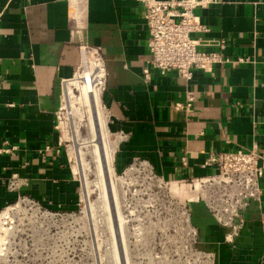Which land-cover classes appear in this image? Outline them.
Segmentation results:
<instances>
[{"label":"crops","instance_id":"crops-1","mask_svg":"<svg viewBox=\"0 0 264 264\" xmlns=\"http://www.w3.org/2000/svg\"><path fill=\"white\" fill-rule=\"evenodd\" d=\"M144 13L138 0H0V209L21 194L59 209L77 205L57 111L87 46L105 71L99 98L115 169L137 158L149 164L182 201L213 264H264V0H215L195 10L204 27L192 33L197 48L229 61L193 70L189 80L172 69L144 76ZM188 91L191 111L176 110ZM251 147L261 156V193L227 239L229 229L201 199L200 183L217 172L205 162Z\"/></svg>","mask_w":264,"mask_h":264},{"label":"rangeland","instance_id":"rangeland-1","mask_svg":"<svg viewBox=\"0 0 264 264\" xmlns=\"http://www.w3.org/2000/svg\"><path fill=\"white\" fill-rule=\"evenodd\" d=\"M84 64L59 93L60 130L78 184V203L59 209L16 195L0 209V264H213L182 201L149 164L137 158L115 169L102 104L112 173L109 178L99 174L90 107L78 79ZM110 180L113 195L106 200L104 184Z\"/></svg>","mask_w":264,"mask_h":264},{"label":"built area","instance_id":"built-area-1","mask_svg":"<svg viewBox=\"0 0 264 264\" xmlns=\"http://www.w3.org/2000/svg\"><path fill=\"white\" fill-rule=\"evenodd\" d=\"M138 1L145 8L149 32V58L142 69L146 78H149L150 69H157L162 74L172 69L180 77L189 80L193 70L208 72L213 65L229 61L218 53L199 50L198 40L192 37V33L204 30L195 10L205 8L215 0ZM81 49L82 53L83 49L90 48L83 46ZM90 51L102 65L99 83L102 89L105 76L102 59L96 49L91 48ZM68 81H64V84ZM193 99V93L188 91L184 101L175 103L174 108L189 112ZM60 109L61 107L57 111L59 122ZM260 158L257 149L251 147L220 151L215 155L211 154L205 162V165H214L217 172L200 183L201 199L218 223L229 229L227 239H231L241 229L244 209L261 193L260 178L263 169ZM181 161L185 163L186 157H182Z\"/></svg>","mask_w":264,"mask_h":264},{"label":"bare ground","instance_id":"bare-ground-1","mask_svg":"<svg viewBox=\"0 0 264 264\" xmlns=\"http://www.w3.org/2000/svg\"><path fill=\"white\" fill-rule=\"evenodd\" d=\"M82 62H85V64L82 65V67L85 68L86 71L84 72V74L79 76L78 79H80V83L82 84V88H81L82 95L84 96L86 101H88L90 107V113H91L90 129L92 130L95 136V139H93L92 141L96 143L94 153L97 156L99 174L101 176H104L106 174V176H108L109 178L110 174L112 173V166H111L112 153L108 150L103 140V137L105 135L104 121L102 119L103 117H101L99 114V107H101L100 98H99L101 88L99 86V83L101 82L100 78L102 76V65L100 61H98V58L92 53V51L86 49H83L82 52ZM96 132L98 135L96 134ZM113 189H114V184L113 182H111V180L108 181V184L106 185L104 184V191H105L104 198H106V200L107 198L109 200L111 193L113 195Z\"/></svg>","mask_w":264,"mask_h":264}]
</instances>
